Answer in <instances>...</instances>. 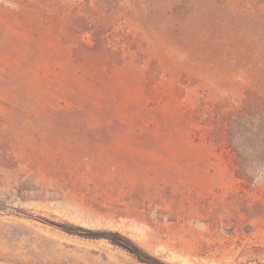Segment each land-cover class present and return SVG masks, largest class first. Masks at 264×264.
Here are the masks:
<instances>
[{
	"label": "rangeland",
	"instance_id": "rangeland-1",
	"mask_svg": "<svg viewBox=\"0 0 264 264\" xmlns=\"http://www.w3.org/2000/svg\"><path fill=\"white\" fill-rule=\"evenodd\" d=\"M264 264V0H0V264Z\"/></svg>",
	"mask_w": 264,
	"mask_h": 264
},
{
	"label": "trees",
	"instance_id": "trees-1",
	"mask_svg": "<svg viewBox=\"0 0 264 264\" xmlns=\"http://www.w3.org/2000/svg\"><path fill=\"white\" fill-rule=\"evenodd\" d=\"M42 221L57 226L69 234L91 239H106L111 244L128 252L136 260L143 264H167L157 257L152 256L128 237L119 232H92L72 225L56 224L45 219Z\"/></svg>",
	"mask_w": 264,
	"mask_h": 264
}]
</instances>
